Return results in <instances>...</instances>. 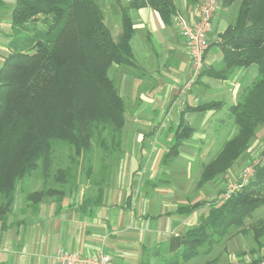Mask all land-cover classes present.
<instances>
[{
	"label": "trees",
	"instance_id": "trees-1",
	"mask_svg": "<svg viewBox=\"0 0 264 264\" xmlns=\"http://www.w3.org/2000/svg\"><path fill=\"white\" fill-rule=\"evenodd\" d=\"M188 1L193 5L198 2ZM234 1H239L236 14L217 43L221 50L219 65L202 69L198 77L207 73L224 80L251 64L257 66V75L244 89L241 99L228 108L237 132L204 164L199 185L229 169L248 147L256 122H264V0H222V3ZM143 6L158 12L167 25L178 13L175 0H129L119 7L120 32L114 36L97 0L15 1L10 15L13 39L0 67L2 228L6 227V215L14 204L19 183L35 170L45 182L49 179L56 147H67L81 158V162L85 160L87 175L92 169L93 141L106 154L103 157L116 158L126 117L123 98L109 76V69L113 65L136 66L130 45L134 28L129 11ZM221 105L220 101H210L190 110L205 111ZM191 131V127L180 123L168 155L177 154L178 146ZM104 165H100L99 174H104L103 179L108 180L109 168ZM71 178L75 176L71 175L69 167L58 168L52 174V179L63 188L65 184H74ZM103 181L96 183L95 197L85 196L77 204L80 211L91 210L102 203ZM77 189L78 186L73 185L72 195L75 196ZM263 190L264 162L255 166L250 179L229 198L219 203L198 200L178 206L173 213L185 216L206 205L208 209L196 225L183 232L184 239L178 249L164 258L162 264H179L198 255H207L233 229L245 234L248 230L241 228L245 217L264 205ZM50 192L57 193V197L64 193L63 189L47 188L28 192L24 199L36 209L39 203H32L31 198ZM61 199L57 198L56 202ZM60 205L57 203L58 207ZM253 232L260 250L264 247V220L253 225ZM263 257L261 255L252 263H259Z\"/></svg>",
	"mask_w": 264,
	"mask_h": 264
},
{
	"label": "crops",
	"instance_id": "crops-1",
	"mask_svg": "<svg viewBox=\"0 0 264 264\" xmlns=\"http://www.w3.org/2000/svg\"><path fill=\"white\" fill-rule=\"evenodd\" d=\"M15 1L0 0V67L13 39L10 15ZM128 2L124 0V5ZM198 2L193 8L188 0H175L177 12L190 18ZM218 13L220 10L212 21ZM129 14L134 28L130 45L136 66L113 65L111 69L113 73L117 71L118 94L133 103V110L126 116L122 137L125 151L113 183L104 187L102 203L87 211H80L77 205L82 199L62 203L59 207L40 204L36 209L27 203L23 207L15 206L14 201L6 215V227L2 228L0 223V264H56L53 257L58 248L82 255L103 251L115 264H162L171 254L164 255L169 238L183 235L204 214L200 210L208 205L186 216L173 212L178 206L199 200L190 201L184 194L185 188H190L194 158L205 156L198 149L202 145H213L211 128H203L209 121L218 120L228 100L227 112L236 103L256 77L257 66L251 64L238 69L224 80L205 73L185 89L191 76L190 56L173 19L169 25L165 24L149 6L131 9ZM228 22L223 16L217 20L215 28L211 22L204 70L219 65L221 50L217 43ZM119 32L120 24L114 36ZM210 101H220L222 105L205 111L190 110ZM164 104H167L164 117L156 122L147 118ZM181 122L192 131L178 146L177 154L168 155ZM197 124H200L198 129ZM192 148L194 152L189 151ZM177 156L186 160L180 168L185 180L183 186L173 185L178 177L171 175L174 167L166 164ZM165 182L167 185H162ZM208 193V198L214 194Z\"/></svg>",
	"mask_w": 264,
	"mask_h": 264
},
{
	"label": "rangeland",
	"instance_id": "rangeland-1",
	"mask_svg": "<svg viewBox=\"0 0 264 264\" xmlns=\"http://www.w3.org/2000/svg\"><path fill=\"white\" fill-rule=\"evenodd\" d=\"M101 8L104 12L105 22L110 27L112 34L114 35L116 31H118V25L120 22V11L119 7L124 6V0H97ZM239 1H234L230 4H223L221 0L220 7L217 11L220 10V13L213 19V28L216 27L217 20L220 16L225 17L230 22L233 20L236 10L238 8ZM195 5H193V8ZM197 7V6H196ZM225 11V13H223ZM117 21V28L115 27V22ZM257 74V72H256ZM109 76L114 80L117 85L118 78H117V71L113 69H109ZM252 83V82H251ZM250 85V84H249ZM242 95V94H241ZM238 96V100L240 96ZM241 99V98H240ZM237 100V101H238ZM124 107H125V117L132 112L133 110V103L129 100L123 99ZM236 101V103H237ZM229 100L226 102V107L222 108L219 112V118L217 121L208 122L203 129H210L211 128V135L210 138L213 139L212 147H207L202 145L199 150L200 154L205 156L196 157L193 160L191 165L192 173H191V183L190 188H185L186 196H189L190 201H195L197 199H207L211 200L212 202L219 203L222 200L220 199L223 192L220 193V190H227L230 185L237 184L240 179L243 178L245 170L251 166L253 163L264 162V122L258 123L256 122L253 130V136L250 138L248 142V147L241 153V155L234 160L232 165L229 169H227L223 174L216 177L214 180L207 181L205 184L200 186L198 182L200 180V172L203 169V166L206 162L214 157V154L220 147L222 141L226 139V136L229 135L228 138H231L237 132V125L235 123L234 117L227 112V107L229 106ZM159 106V105H158ZM167 104H164V107L157 109L156 112H153L152 116H147L150 120L156 122L157 119L160 117H164L165 110L167 109ZM158 108V107H157ZM229 111V109H228ZM256 116H259V112L255 109ZM152 117H155L154 119ZM168 119V115L166 116ZM210 126V127H209ZM125 127V126H124ZM200 124L196 125L198 129ZM124 133V128H123ZM209 136V135H208ZM123 137V134H122ZM173 141V139L171 140ZM172 143V142H170ZM57 146V145H56ZM195 148L189 149V151L194 152ZM124 142L121 139V147L119 150L115 152V157H103L106 154L102 152V150L98 147L97 143L93 141V151L91 153V164L92 169L88 175L85 173V169L87 163L85 160L81 162V158L79 156L73 155V151L64 146H58L54 150V158L53 164L50 169V176L49 179L44 181L43 177H41L38 170H35L31 173L30 176L24 178L22 182L19 183L17 186L15 206L23 207L25 203H27L24 199L26 193L34 192L36 190L40 191L43 189L50 188L56 190L64 191L62 199L59 202H56L57 193H52L48 195H41L39 197H33L31 202L32 203H39L45 205H54L56 206L57 203H65V202H73L75 200L83 199L85 196H96V189L98 185L96 183L102 179L103 183L102 186H106L108 184L113 183L115 176L117 175V167L119 166V162L121 157L124 155ZM71 155L73 156V160L71 159ZM115 158V159H114ZM186 160L182 157H175L171 161H167L166 164L168 166L174 167L172 169L171 175L177 176L178 181H173V185L183 186L184 178L183 174L180 173V168L185 165ZM203 163L202 167L200 168V164ZM106 165L108 167V180L103 179L104 174H99L100 165ZM104 165V168H106ZM69 167L71 170V175L75 176V179H72V186L69 184H65L60 187L56 181L52 179V174L56 172L58 168L64 169ZM102 168L103 170H106ZM200 169V170H199ZM199 172V173H198ZM198 175V177H197ZM216 180V181H215ZM215 181V182H214ZM70 182V181H69ZM180 182V184H179ZM73 185L78 186L77 193L75 192V196L73 194ZM162 185H167V182L162 183ZM204 186V187H203ZM176 187V186H175ZM59 188V189H58ZM72 190V191H70ZM212 190H215L212 192ZM217 190V191H216ZM208 191L214 193L211 197L208 198L209 194ZM219 191V192H218ZM264 191V190H263ZM217 192V193H216ZM220 193V194H219ZM264 193V192H263ZM74 197V198H73ZM73 199V200H72ZM189 201L187 198H183V200ZM1 201V196H0ZM28 204V203H27ZM31 204V203H29ZM14 206V207H15ZM208 206L206 208H202L200 211L205 213ZM264 220V205L259 206L254 211L249 213L245 219L244 224L241 228L248 230L245 234L241 233L238 229H233L229 235H227L221 243L214 246L212 251L207 255H198L191 259H189L184 264H253L252 261L261 255H264V247L260 250L257 249L256 241L254 240V232H253V225L257 224L258 221ZM240 228V229H241ZM38 248V244L35 245ZM167 252H164V255H168ZM229 260V261H228ZM231 260V262H230ZM264 260V257L263 259ZM261 260V261H262ZM260 261V262H261ZM259 262V263H260ZM257 263V264H259Z\"/></svg>",
	"mask_w": 264,
	"mask_h": 264
},
{
	"label": "built area",
	"instance_id": "built-area-1",
	"mask_svg": "<svg viewBox=\"0 0 264 264\" xmlns=\"http://www.w3.org/2000/svg\"><path fill=\"white\" fill-rule=\"evenodd\" d=\"M220 4L221 0H199L196 10L190 18L180 13L173 17V21L185 41L190 56L191 76L186 82L185 89L190 88L204 67V55L209 46L208 35L211 31L212 18ZM258 163L256 162L249 166L245 170L243 178L237 184L230 185L227 190L220 194V199L229 198L234 191L245 184L253 175L254 168ZM53 258L56 264H115L112 257L103 251L82 255L76 251L58 248ZM259 264H264V260Z\"/></svg>",
	"mask_w": 264,
	"mask_h": 264
},
{
	"label": "water",
	"instance_id": "water-1",
	"mask_svg": "<svg viewBox=\"0 0 264 264\" xmlns=\"http://www.w3.org/2000/svg\"><path fill=\"white\" fill-rule=\"evenodd\" d=\"M184 239L183 235H175L169 238L168 252L173 253L178 249L180 242Z\"/></svg>",
	"mask_w": 264,
	"mask_h": 264
}]
</instances>
